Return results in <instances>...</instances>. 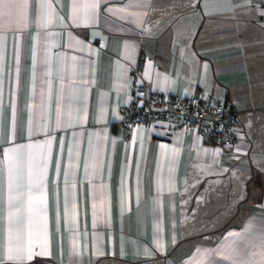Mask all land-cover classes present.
I'll return each instance as SVG.
<instances>
[{
	"label": "crops",
	"instance_id": "obj_1",
	"mask_svg": "<svg viewBox=\"0 0 264 264\" xmlns=\"http://www.w3.org/2000/svg\"><path fill=\"white\" fill-rule=\"evenodd\" d=\"M155 92L237 146L122 127ZM0 151V264H264V0H0Z\"/></svg>",
	"mask_w": 264,
	"mask_h": 264
},
{
	"label": "built area",
	"instance_id": "obj_2",
	"mask_svg": "<svg viewBox=\"0 0 264 264\" xmlns=\"http://www.w3.org/2000/svg\"><path fill=\"white\" fill-rule=\"evenodd\" d=\"M120 124L124 128L155 124L165 137L177 132L195 133L223 148H234L241 139L238 114L220 104L212 105L201 96L182 98L160 92L148 98L135 96L124 108Z\"/></svg>",
	"mask_w": 264,
	"mask_h": 264
},
{
	"label": "snow or ice",
	"instance_id": "obj_3",
	"mask_svg": "<svg viewBox=\"0 0 264 264\" xmlns=\"http://www.w3.org/2000/svg\"><path fill=\"white\" fill-rule=\"evenodd\" d=\"M9 151H15L14 149H10ZM4 156L7 158L8 157V152L4 153ZM13 174H12V168H9V190L11 192L12 187H13ZM42 178H38L35 181V187H39L42 184ZM30 184H31V174H30ZM11 203V196H10V201ZM231 235V234H230ZM32 241L29 240L28 242V248L25 249L19 242V238H18V242H17V249H16V254L15 256L13 255H9L8 259H17V260H24V259H28L30 260L32 258Z\"/></svg>",
	"mask_w": 264,
	"mask_h": 264
}]
</instances>
